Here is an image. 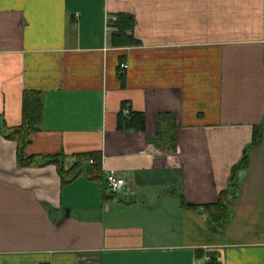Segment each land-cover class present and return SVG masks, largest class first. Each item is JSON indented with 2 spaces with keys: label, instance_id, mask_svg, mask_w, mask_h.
I'll return each instance as SVG.
<instances>
[{
  "label": "crops",
  "instance_id": "1",
  "mask_svg": "<svg viewBox=\"0 0 264 264\" xmlns=\"http://www.w3.org/2000/svg\"><path fill=\"white\" fill-rule=\"evenodd\" d=\"M120 15L138 46L113 47ZM26 92L43 103L28 158L65 156L69 170L99 153L105 178L127 188L104 203L85 178L62 186L52 166L19 168L0 137V264H264V0H0L9 129ZM126 108L144 116L143 133L118 129ZM160 117L175 118L173 154L155 144ZM256 127L262 142L214 242L179 197L216 204Z\"/></svg>",
  "mask_w": 264,
  "mask_h": 264
},
{
  "label": "trees",
  "instance_id": "2",
  "mask_svg": "<svg viewBox=\"0 0 264 264\" xmlns=\"http://www.w3.org/2000/svg\"><path fill=\"white\" fill-rule=\"evenodd\" d=\"M115 34L112 37V45L118 49L138 46L133 39L131 31L134 28V20L131 17L120 15L112 23ZM124 111L129 115L125 116ZM22 125L18 128H7L0 121V137L11 141L16 145V159L19 168H44L52 166L60 178L61 185L66 186L80 178L98 184L101 188L102 201L110 203L115 200L114 196L106 195V178L102 171L101 155L90 153L77 156L76 164L69 170L65 168L67 158L65 156L31 157L26 156V151L31 144L32 137L36 134L43 122V103L39 94L26 92L22 104ZM118 129L132 134L145 131V118L141 114L132 113L128 108L123 109L118 118ZM263 128L256 127L253 131L251 146L243 153L241 161L232 171L226 189L220 194L216 204L192 206L179 197L180 207L185 212L200 213L206 217L208 227L214 235L224 233L233 218L232 204L239 193L238 174L249 168L250 152L262 142ZM165 153L173 154L177 150L176 121L174 117H160L157 123L156 142Z\"/></svg>",
  "mask_w": 264,
  "mask_h": 264
},
{
  "label": "built area",
  "instance_id": "3",
  "mask_svg": "<svg viewBox=\"0 0 264 264\" xmlns=\"http://www.w3.org/2000/svg\"><path fill=\"white\" fill-rule=\"evenodd\" d=\"M114 22V21H113ZM109 31L115 32L113 26H109ZM121 69H127L126 66H121ZM124 115L128 116L129 112L124 111ZM127 182L123 178H121L116 172H109L106 176V195L120 197L126 193Z\"/></svg>",
  "mask_w": 264,
  "mask_h": 264
},
{
  "label": "rangeland",
  "instance_id": "4",
  "mask_svg": "<svg viewBox=\"0 0 264 264\" xmlns=\"http://www.w3.org/2000/svg\"><path fill=\"white\" fill-rule=\"evenodd\" d=\"M249 158H250V156H249ZM212 240L214 241V242H217V241H219V237L217 236V235H212ZM187 241V240H186ZM198 241H208V237H207V239H206V237H204V236H198Z\"/></svg>",
  "mask_w": 264,
  "mask_h": 264
}]
</instances>
